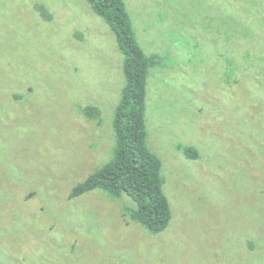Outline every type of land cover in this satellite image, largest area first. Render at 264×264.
I'll list each match as a JSON object with an SVG mask.
<instances>
[{"label":"rangeland","instance_id":"obj_1","mask_svg":"<svg viewBox=\"0 0 264 264\" xmlns=\"http://www.w3.org/2000/svg\"><path fill=\"white\" fill-rule=\"evenodd\" d=\"M123 1L156 61L147 146L170 222L151 234L126 197L69 198L114 155L108 24L85 0H0V264H264V0Z\"/></svg>","mask_w":264,"mask_h":264},{"label":"trees","instance_id":"obj_2","mask_svg":"<svg viewBox=\"0 0 264 264\" xmlns=\"http://www.w3.org/2000/svg\"><path fill=\"white\" fill-rule=\"evenodd\" d=\"M85 1L115 34L124 59L125 85L113 117L116 138L113 158L75 186L69 198L101 190L112 199H128L131 205L125 207V217L149 233L158 234L167 228L171 209L163 192L161 161L147 146V79L156 61L139 46L123 0ZM38 10L50 19L43 7ZM86 112L89 117L94 116L91 111ZM183 152L188 159L197 158L192 149Z\"/></svg>","mask_w":264,"mask_h":264}]
</instances>
